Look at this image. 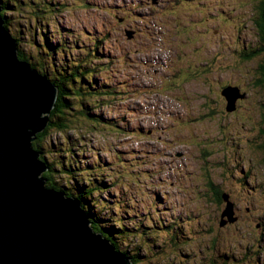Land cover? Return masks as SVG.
<instances>
[{
  "label": "rangeland",
  "instance_id": "1",
  "mask_svg": "<svg viewBox=\"0 0 264 264\" xmlns=\"http://www.w3.org/2000/svg\"><path fill=\"white\" fill-rule=\"evenodd\" d=\"M20 1L21 8L6 13L8 32L18 52L36 60L35 70L42 73L54 58L60 66L76 63L82 48L101 58L82 61L88 70L100 66L101 72L92 73L95 88L112 92L92 111L125 131L72 130L68 137L77 142V152L71 160L76 167L80 158L92 166L105 165L106 174L99 179L107 192L99 195L104 208L97 210L102 220L125 219L128 212L144 220L150 228L147 237L157 230L156 245L152 240L139 244L142 264H199V254L208 258L206 244L216 235L221 239L216 244L222 241L231 260L250 264L255 258L241 259L259 244V263H264V133L259 134L264 83L257 68L264 57L242 64L227 53L238 49V37L248 43L255 39L254 44L259 38L251 21L257 14L253 0H43L59 9L39 15L40 0ZM146 29L155 35L147 37ZM44 37L61 47L51 63L43 58ZM198 68L206 71L188 76ZM227 83L235 86L225 87ZM225 88L238 92L229 111L221 95ZM65 143L69 140L63 135L52 134L45 149L51 144L61 149ZM53 153L54 159L61 154ZM59 183L66 182L59 178ZM211 186L232 188L233 200L244 199L238 206L246 223L240 219L232 227L227 224L235 220L222 225L225 205L216 209ZM256 221L263 223L261 232ZM173 239L178 241L173 244ZM133 242L120 247L135 249Z\"/></svg>",
  "mask_w": 264,
  "mask_h": 264
},
{
  "label": "water",
  "instance_id": "2",
  "mask_svg": "<svg viewBox=\"0 0 264 264\" xmlns=\"http://www.w3.org/2000/svg\"><path fill=\"white\" fill-rule=\"evenodd\" d=\"M4 1L15 5L7 13L23 6ZM17 54L0 17V264H131L92 231L79 200L45 187L47 166L32 144L48 123L58 87ZM227 90L221 95L229 111L238 95ZM222 198L221 219L233 222L232 204Z\"/></svg>",
  "mask_w": 264,
  "mask_h": 264
},
{
  "label": "trees",
  "instance_id": "3",
  "mask_svg": "<svg viewBox=\"0 0 264 264\" xmlns=\"http://www.w3.org/2000/svg\"><path fill=\"white\" fill-rule=\"evenodd\" d=\"M1 2L3 9L0 17L3 20L5 30L8 32L6 13L9 9H14L15 5L4 0H1ZM40 3L38 4L37 2V12L35 15H39L40 12L52 13L53 11L56 12L59 9V7L55 4L51 7L49 3L46 4L43 0H40ZM15 4L20 7L21 1H15ZM253 4H256L255 8L257 10V14L255 18H253V21L256 23L258 28L257 32H259L260 40V48L258 49V52L255 53L258 55L259 53L264 54V0H253ZM29 5L35 9V5L33 3ZM50 18L54 19L55 14L50 16ZM42 21L46 24L47 19L43 18ZM37 22H40V17H37ZM43 30L45 32L47 29ZM31 39L34 43V39L32 37ZM47 39L48 38L44 37L46 48L43 50V58H47V63H51L52 60L50 56L52 54L59 55L61 47L58 43L52 45V41L49 42ZM67 51L69 52L71 49L69 48ZM62 53H66V50H62ZM255 54L250 53L241 60H243V62L251 60L254 58ZM17 55L19 60L27 61L28 59L32 63L31 66L34 67L33 62L35 59L32 55L28 54L27 59H25L26 57H24L20 52H18ZM78 55H81V57L76 63H70L68 60V62H66L68 64L60 66L61 62L58 61L59 64H55L52 61V65L49 64L45 70H41L42 74L46 75L48 80L58 87V94L54 108L49 115L48 123L43 132L37 135V139L33 142L32 148L39 154V159L45 162L47 166L46 172L42 174V178L45 181V187L48 189L62 191L66 197H72L79 200L81 209L86 214L92 231L97 234L100 233L104 239L112 244L115 251L119 255H123L128 258L131 264H142L141 260L144 257H141L138 253L140 248L139 244H142L143 247V245L147 244L144 243L145 240H152V242L156 245L155 236H157V230H155L153 237H147V233L150 231V228L148 229L143 226L144 220L141 219V222H139L135 215L131 216L128 212L125 214L127 216V218H125L126 221L123 215H120L119 219L116 221L106 219L102 220L98 215L97 210L99 209V206L103 207V204L98 198L99 195L102 192H107L103 191L104 188H107L105 186L106 183H104L102 179H99V177L106 174V169L104 168L105 165H103L102 162H95L92 166L86 162L84 163L79 157V163L76 167L71 160L72 155L77 152V142L68 137V133L72 130L83 132L85 129H88V127L91 130L97 129L98 127L102 130L113 127L111 131H114L117 134L120 133L119 131H125L123 126H118L116 123L112 126L109 123V120L106 118L104 120L92 111V108H98L104 104L103 101L107 98H112V92L107 94L102 89L98 90L95 88L96 81L93 78L92 73H94V70L96 69L101 72L100 66L96 67L89 65L91 68L88 70L85 67L83 68L85 65L82 61H85L86 57L90 60H94L96 58L99 60L101 58L99 55L90 54V51L85 48L80 49ZM41 62L42 61L40 59H37V65H40ZM261 78L260 83L262 84L264 81V62L261 65ZM102 98L105 100H100ZM108 105H110V103ZM52 134L63 135V137L69 140V143H65L61 149H57V146H54L53 144L47 145L48 149H45V141ZM55 151L61 152L56 159L52 158L54 156L53 152ZM49 159L55 160V162H52ZM81 164L85 165L82 167ZM59 178L66 183H59ZM212 189L215 197L214 202H216L217 205L221 204V197L225 194H222V189L220 190L219 187L218 189ZM125 223H128L130 226H126ZM158 224L161 226L160 223ZM132 238H134L135 242L131 244L135 247V249L130 248V250L123 251L120 245L126 244L125 242ZM176 240L177 239H173L174 242L172 241V243L175 244ZM149 251L154 250L149 247Z\"/></svg>",
  "mask_w": 264,
  "mask_h": 264
},
{
  "label": "flooded vegetation",
  "instance_id": "4",
  "mask_svg": "<svg viewBox=\"0 0 264 264\" xmlns=\"http://www.w3.org/2000/svg\"><path fill=\"white\" fill-rule=\"evenodd\" d=\"M256 6H254V8H255ZM250 17H251V15H250ZM255 18V17H254ZM253 23H254V28L256 29V31H254V33L255 34H257V37H259V32H257V30H258V28H257V26H256V23L253 21V20H251ZM136 34V33H135ZM139 34V33H138ZM146 36L148 37V32H147V34H146ZM255 40V39H254ZM253 39L248 43L247 42V40L245 39V41L246 42H243V39H242V37H238L237 39H236V41H237V47H238V49L237 50H235V51H232V50H229L227 53L228 54H233L232 56H236L237 57V60L236 61H240V63H244L243 62V60H241V59H243L246 55H248V54H255L256 52H258V49L260 48V47H256V44L257 43H260V40H259V38L256 40V44H254L253 43V41H254ZM208 45H210L211 46V43H209ZM213 50H210V51H208V52H212ZM260 55H262L263 57H264V54H261V53H259L258 55L257 54H255V56H254V58L253 59H251V60H248V61H246V62H251V61H253L255 58H258ZM180 62H181V64L182 65H185L186 63L183 61V59H181L180 60ZM231 64H232V60H231V62H230ZM261 65H262V63L260 62V66H259V64L257 65V68H259V70L261 71ZM195 70V69H194ZM193 70V71H194ZM206 71V69H201V68H198V71L197 72H192V73H190L188 76H193V75H195V74H202V72H205ZM190 72V71H189ZM180 73H182L183 75H185L186 73H184L183 71H180ZM185 77V76H184ZM261 81V80H260ZM262 83H264V81L262 82ZM225 87L226 86H235V85H230V83H227V84H225L224 85ZM224 88V87H223ZM134 91H135V97L137 98V96L138 95H140V94H138V95H136L137 94V91H138V88L135 86L134 87ZM237 94H238V92H237ZM144 95V94H143ZM236 110V109H235ZM262 123H264V114L262 113ZM264 125H263V127H262V129H261V133H259L260 135L261 134H263L264 133ZM250 164H251V162H248V164H247V170L249 169V167H250ZM246 168H245V170H246ZM249 178H250V176H249ZM212 188H216V189H218V187L217 186H211ZM215 189V190H216ZM222 189V194L224 193L227 197H228V201L232 204V210H233V218H234V220L236 221L234 224H227V226H233V225H236V224H238V222L239 221H241L240 219H242L243 220V222L244 223H246V221H245V218H246V216L245 217H242L241 216V214H240V207L238 206V203H241L244 199H242V198H238L237 196V198L238 199H235V200H233V198H232V193L234 192L233 191V189L231 188L230 189V192L229 191H226V190H224L223 188H220V190ZM213 190V189H212ZM238 195H239V197L240 196H242V193L241 192H236ZM214 194V193H213ZM212 194V203L215 201V197H214V195ZM221 199H222V202H221V204H219V205H217L216 204V202H214L213 204L215 205V207H216V209H220V207L222 208V206L223 205H225L224 204V202H223V198L221 197ZM210 201V200H209ZM211 202V201H210ZM219 206V207H218ZM221 210V209H220ZM223 210V209H222ZM242 211V210H241ZM245 212L246 213H248L249 212V208H245ZM221 221H222V223L225 221V219H221ZM249 222H251V221H249ZM255 228L258 230V231H262V228H263V223L262 222H258V221H256V224H255ZM264 229V228H263ZM201 231H206V230H203V228H201L200 229ZM218 240H221L220 239V237L218 236V235H216L213 239H211L210 241H208L207 242V244H206V249H207V252H208V258L207 259H201V254H199L200 256H199V264H240V263H237V261L236 260H231L232 259V255L229 253V251L230 250H227V249H225L224 248V246L222 245V241H221V244H219V245H217L216 244V242L218 241ZM259 240H260V238H259ZM262 251H263V249H262V247H260L259 246V244H258V247H257V249L255 250V252H251V251H249L248 253L246 252L245 253V255H244V257L241 259V261H243V260H246V259H248V258H251V259H254L255 258V260H253L254 261V263H253V261L250 263V264H261V263H259V258H260V254L262 253ZM262 264H264V263H262Z\"/></svg>",
  "mask_w": 264,
  "mask_h": 264
},
{
  "label": "bare ground",
  "instance_id": "5",
  "mask_svg": "<svg viewBox=\"0 0 264 264\" xmlns=\"http://www.w3.org/2000/svg\"><path fill=\"white\" fill-rule=\"evenodd\" d=\"M193 1V0H192ZM9 17V16H8ZM127 18V17H126ZM119 21H121V19H118ZM148 29H146L145 31H147ZM7 32V31H6ZM148 32V31H147ZM155 33V32H154ZM155 35V34H154ZM154 35H148V37H153ZM11 37V36H10ZM48 56V55H47ZM50 57H52V55L50 56ZM58 57V56H57ZM53 59V58H52ZM60 60V59H59ZM59 60H56L55 58L53 59V62L55 63L56 61H57V64H59ZM95 61V60H94ZM177 62V61H176ZM96 63V62H95ZM56 64V63H55ZM171 65H176L175 64V61L173 62V63H171ZM94 72H95V70H94ZM58 73V72H57ZM135 81V80H134ZM228 90L226 91L228 94H230L231 93V91L232 90H234V89H231V88H227ZM92 92V91H91ZM237 93V92H236ZM118 96V95H117ZM113 133V132H112ZM164 144V143H163ZM125 207V206H124ZM138 229V228H137ZM97 234V233H96ZM100 234V233H99ZM122 236V235H121ZM109 242V241H108ZM109 244H111L110 242H109ZM112 245V244H111ZM122 257H123V259L124 260H126L127 262H130L129 261V259L128 258H126V257H124L123 255H121Z\"/></svg>",
  "mask_w": 264,
  "mask_h": 264
},
{
  "label": "clouds",
  "instance_id": "6",
  "mask_svg": "<svg viewBox=\"0 0 264 264\" xmlns=\"http://www.w3.org/2000/svg\"><path fill=\"white\" fill-rule=\"evenodd\" d=\"M116 19H118V18H116ZM8 34H9V32H7ZM10 36V35H9ZM15 40V39H14ZM38 71V70H37ZM131 263V262H130Z\"/></svg>",
  "mask_w": 264,
  "mask_h": 264
}]
</instances>
